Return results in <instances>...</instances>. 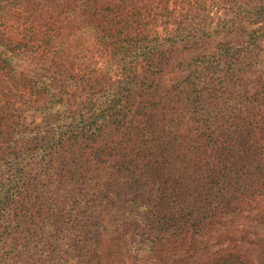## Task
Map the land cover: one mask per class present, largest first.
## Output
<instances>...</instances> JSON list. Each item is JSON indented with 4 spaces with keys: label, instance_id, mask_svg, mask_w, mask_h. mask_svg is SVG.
<instances>
[{
    "label": "rangeland",
    "instance_id": "obj_1",
    "mask_svg": "<svg viewBox=\"0 0 264 264\" xmlns=\"http://www.w3.org/2000/svg\"><path fill=\"white\" fill-rule=\"evenodd\" d=\"M0 54V184L24 180L0 261L26 246L27 264H264V194L222 180L214 207L167 219L128 167L155 136L192 154L204 122L245 105L263 122L264 0H0Z\"/></svg>",
    "mask_w": 264,
    "mask_h": 264
},
{
    "label": "trees",
    "instance_id": "obj_2",
    "mask_svg": "<svg viewBox=\"0 0 264 264\" xmlns=\"http://www.w3.org/2000/svg\"><path fill=\"white\" fill-rule=\"evenodd\" d=\"M10 57L5 55L2 62L12 63L13 58ZM236 65H238L237 62ZM231 76L235 77L234 74H231ZM218 91V89L211 87L209 94L213 98H218ZM203 97L204 95L198 96L199 100H202ZM260 106L264 107V97ZM258 107L259 105H245L238 110L228 112L224 116H219L215 122H204L202 133L191 140L193 142L191 145L195 151L190 155L179 153V149L184 151L186 145H190L189 140L186 138L174 142L165 141L166 144L160 141L159 147L162 153L159 152V154L156 151L158 145L155 143L158 138L155 136L154 139L156 140H152L151 143L153 144L150 145L149 153L144 157L139 155L133 157L128 167H132L133 172L144 176L142 179L146 180L148 189L152 187L156 189L157 200L160 203L155 202L154 204L153 201H143L139 205L147 210L156 207L159 216L167 219L174 216L176 203L186 206V210L183 209V212L189 211L191 205H199L198 203L203 204L201 207H214L212 205L214 196L212 191L216 188L224 190L222 180H224V184H231V180H236V185L243 182L242 185L249 186V195L244 197L248 200L243 199L241 204H244L245 201L249 203L255 200L258 194H264V182L257 185L261 181L259 173L264 168V154L258 155L253 152L256 144H258L256 135L253 134L257 130L256 126L261 125L262 130H264V120L263 122L256 120L260 111ZM244 114H248V120L244 117ZM74 116L82 118L83 114ZM96 117L95 122L101 124L104 115L98 113ZM262 117L264 118V115ZM230 121L234 122L236 129L230 128L231 125H228ZM75 127L72 123L68 131L70 129L75 130ZM237 131L245 137L252 134L253 136L249 140L244 138L246 141L242 142L234 137ZM0 144L4 146V141ZM231 174H234V177H231ZM19 179L18 177L16 182H14L15 180H8L12 182V186L9 182L0 184V211L5 212L16 204L18 190L22 188L21 183L24 184V180ZM211 212H206V214ZM12 221L17 224L15 228L18 230V234H22L23 230H30L28 229L31 226L30 224L36 223L34 220L31 222V219H29V222H24V219L17 220V218ZM25 223L28 225L25 226ZM4 235H0V240L7 238ZM23 250H27L26 246H22L19 254L14 256H10L11 253L4 254L6 256H3L4 259L0 261V264H15V261L13 262L15 258H19L27 264L30 258H28L27 252H22ZM21 252L22 254H20Z\"/></svg>",
    "mask_w": 264,
    "mask_h": 264
}]
</instances>
